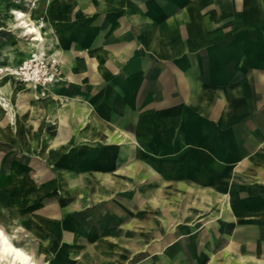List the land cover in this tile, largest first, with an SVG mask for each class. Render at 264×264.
Listing matches in <instances>:
<instances>
[{"label":"crops","instance_id":"obj_1","mask_svg":"<svg viewBox=\"0 0 264 264\" xmlns=\"http://www.w3.org/2000/svg\"><path fill=\"white\" fill-rule=\"evenodd\" d=\"M81 5L84 14L96 7L87 0ZM97 7L100 15H105L100 22L110 30L99 32L100 50L92 59L89 56L83 59V76H90L88 67H91L93 80L105 84L106 97L119 101L114 108V131L118 130V135L125 141L130 139L133 145L139 142L147 153L155 151L156 157H163L159 161H191L201 167L194 171V182L164 181L165 175L158 174L150 163L144 165L138 160L119 168L114 174H120L131 184L141 178L146 182L140 188L146 190L143 199L131 195L117 202L124 209L113 206L117 221L107 224L114 225L121 235L129 234L128 244L122 245V239L112 235L106 236L105 241H87L84 237L75 256L82 258L87 252L90 260L109 263L114 258L122 260L121 253L126 254L124 249H130L133 253L126 258L141 259L145 255L134 252L140 241L146 243L142 240L144 235L160 236L166 230H175L168 227L167 221L207 210L205 204L214 208L219 204V215L227 221L235 216L229 214L230 210L249 214L259 211V216L252 218L258 224L264 223V0H98ZM111 45L117 53L107 49ZM56 113L62 140L64 133L68 135L79 126L89 132L82 136L84 141L95 135L110 137L113 133L95 121V114H90L88 108L76 110L81 122L65 118L69 112ZM79 137L76 136L77 140ZM59 145L65 146L64 141ZM73 176L66 180L64 189L68 195L76 194L82 199L73 197L63 202L66 209L76 207L71 210L81 209L88 201H104L107 195L100 183L114 191L131 186L108 173H98L95 178ZM216 184L229 189L236 187L234 191L242 194L243 205L232 207L228 194L204 187ZM153 185L156 187L152 188ZM175 190L178 203H170L166 198ZM158 202L163 205L156 206ZM154 212L165 219L153 224L146 217ZM252 218L244 220L242 230L237 228L234 235L229 234L230 243L220 252L222 258H239L243 264L252 259L241 253L235 243L260 242L261 235H257L263 229L261 225L251 227ZM136 232L144 235L137 237ZM165 237L160 241L165 242ZM68 239L69 235H65V240ZM212 239L207 231L186 241L194 243L196 252L199 248L196 264H203L202 259H214L215 251L226 244L220 237ZM184 242L179 240L172 250L166 251L163 262L177 264ZM207 253H210L208 258ZM150 260L146 258L143 263Z\"/></svg>","mask_w":264,"mask_h":264},{"label":"rangeland","instance_id":"obj_2","mask_svg":"<svg viewBox=\"0 0 264 264\" xmlns=\"http://www.w3.org/2000/svg\"><path fill=\"white\" fill-rule=\"evenodd\" d=\"M85 1L0 0V228L12 243L30 252L38 264H90L91 261L94 264H144L143 260L146 258H151L148 264H166L163 262L166 260L163 254L172 250L179 240L185 242L181 252H177L179 255L176 263L196 264L199 260V248L196 252L194 243L189 244L186 241L207 231H210L213 239L220 237L226 244L215 251L214 259H202L203 264H210L211 260L212 264H243V260L239 258H222L220 252L230 243L229 229L231 235H234L237 228L242 230L245 219L258 217L259 211L249 214L242 210H230L229 214L235 216L227 221L219 215V204L216 208L205 204L207 210L198 214L191 213L190 217H178V222L167 221L168 227L172 226L175 230H166L160 236L157 233L153 237L146 234L147 237L136 232L137 237L144 235L142 240L146 241H140L135 246L137 250L134 254L145 255L141 259L126 258L128 253H133L130 249H124L127 253L122 252V260L114 258L109 263L107 260H90L87 252L82 258L75 256L76 248L82 245L81 240L84 237L87 241H105L106 236L112 235L122 239V245L128 244L129 234L122 236L120 230L113 228L114 225L107 224L116 221L113 206L124 209L123 204L117 205V202H123L131 195L143 199L142 195L146 190L142 191L140 188L146 182L141 178L131 184L127 179L121 178L120 174H114L119 168L138 160L144 165L150 163L158 174L165 175V181H193L194 171L198 166L201 167V164L191 161H159L163 157H156L155 151L154 154L147 153L141 147L133 145L130 139L125 141L118 135V130L114 131V107L112 98L106 97L105 84L93 80L91 67H88L90 76H83L82 68L83 59H87V56L92 59L100 50L99 32L105 33L110 28L100 22L105 15H100L98 0H87L96 5L87 14L81 8V3ZM16 12L31 19L42 32L43 42L39 48H33L29 40L32 37L25 35L24 29L16 27L12 20V13ZM103 40L105 41V37ZM101 48L105 54L104 47ZM80 108H88L90 114H95V120L113 130L110 137L109 134H104L103 137L95 135L94 138L84 141L82 136L89 132L84 130V126H79L68 135L64 133L65 138L62 140L56 112H69L64 115L65 118L72 122H81V119H77L79 116L75 115ZM78 135L82 136L77 140ZM62 141L65 143L63 147L59 145ZM68 143L69 146L66 145ZM174 158L170 157L172 160ZM98 173L111 174L131 186L114 191L100 183V188L107 195L105 200L102 199L104 201H88L81 209H66L63 202H69L73 197L74 200L82 199V196H70L66 193V180L73 175L95 178ZM154 187L156 186L153 185L152 188ZM204 187L216 188L223 195L228 194L232 207L243 205L242 194L234 191L236 187L229 189L217 184ZM176 193L177 190L170 193L166 200L178 203ZM234 195L235 199L232 198ZM158 203V207L163 205V202ZM146 219L156 224L157 220L165 218L154 212ZM250 222L251 227L262 226L263 230L257 236L261 235L259 239L263 242L235 243L241 253L252 258L246 260L247 264H264V223L258 224L255 218L250 219ZM65 235H69V241L65 240ZM172 236L177 238L171 240ZM163 237L165 242L160 241ZM118 249H115L116 253H121ZM108 255L113 256V253ZM209 255L207 253L206 257Z\"/></svg>","mask_w":264,"mask_h":264},{"label":"bare ground","instance_id":"obj_3","mask_svg":"<svg viewBox=\"0 0 264 264\" xmlns=\"http://www.w3.org/2000/svg\"><path fill=\"white\" fill-rule=\"evenodd\" d=\"M17 13H20L21 15H17ZM12 20L16 23L17 28H21L25 30V35H28L32 37V39H29L31 41V46L33 48H39L41 43L43 42V35L42 32L36 28L34 22L31 19H26L25 15L21 12L12 13ZM45 48V47H44ZM107 49H109L112 52H118L114 45L107 46ZM39 51V50H38ZM39 54V53H38ZM37 57V55H35ZM117 57H115V62H117ZM25 60V59H24ZM101 61V60H100ZM100 66V65H99ZM116 64L112 69H115ZM99 69V68H98ZM101 69V68H100ZM111 69V68H110ZM103 73V72H102ZM38 75V74H36ZM25 76V75H24ZM26 77V76H25ZM34 77V76H33ZM64 80V79H63ZM30 94V93H29ZM112 98V104L114 108H117L120 104L117 99ZM33 100V99H32ZM115 102V103H114ZM72 106V105H71ZM23 107V106H22ZM79 107V106H78ZM16 111V110H15ZM70 115V114H69ZM2 119V118H1ZM15 121V120H14ZM69 121V120H68ZM88 121V120H87ZM96 121V120H95ZM99 123V122H98ZM42 124V123H41ZM9 127V126H8ZM93 128V127H92ZM95 129V128H94ZM82 132V131H81ZM80 132V133H81ZM130 132V131H128ZM123 134V133H122ZM131 134V132H130ZM133 134V133H132ZM83 135V134H82ZM81 135V136H82ZM85 136V135H84ZM86 138V137H85ZM44 140V139H43ZM71 141V140H70ZM42 142V141H41ZM50 144V143H49ZM138 147H142L139 142H136L135 144ZM62 147V146H61ZM45 151V150H44ZM39 152V151H38ZM48 153V152H47ZM47 158V157H46ZM94 180V179H93ZM165 181V180H164ZM197 186V185H196ZM63 187V186H62ZM64 190V189H63ZM68 199V198H67ZM134 203V202H133ZM129 204V202L127 203ZM63 208V207H62ZM71 209H76L74 208ZM157 211V210H156ZM117 221V220H116ZM160 221V220H159ZM116 223V222H115ZM167 224V223H166ZM167 229V228H166ZM142 230V229H140ZM143 231V230H142ZM4 236L7 237V243L3 241V239H0V264H37V262L33 259L32 255L27 252L26 250L16 246L14 243H12L8 235L3 231ZM127 234V233H126ZM231 234V232H230ZM199 235V234H198ZM144 237V236H143ZM197 238H195L196 240ZM213 240V239H212ZM213 242V241H212ZM102 245V243H101ZM118 245V244H117ZM99 247V246H98ZM117 247V246H116ZM196 247V246H195ZM208 247V246H207ZM121 249V248H120ZM101 250V249H100ZM106 250V249H104ZM211 252V251H210ZM212 253V252H211ZM122 254V253H121ZM129 254V253H128ZM167 254V253H165ZM132 257V256H131ZM203 263V262H202Z\"/></svg>","mask_w":264,"mask_h":264},{"label":"clouds","instance_id":"obj_4","mask_svg":"<svg viewBox=\"0 0 264 264\" xmlns=\"http://www.w3.org/2000/svg\"><path fill=\"white\" fill-rule=\"evenodd\" d=\"M17 15H21L20 13H17ZM0 239H3L5 243H7V237L4 236L3 229L0 228Z\"/></svg>","mask_w":264,"mask_h":264}]
</instances>
